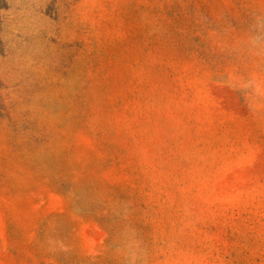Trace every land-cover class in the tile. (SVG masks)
I'll list each match as a JSON object with an SVG mask.
<instances>
[{
  "label": "rangeland",
  "instance_id": "1",
  "mask_svg": "<svg viewBox=\"0 0 264 264\" xmlns=\"http://www.w3.org/2000/svg\"><path fill=\"white\" fill-rule=\"evenodd\" d=\"M0 264H264V0H0Z\"/></svg>",
  "mask_w": 264,
  "mask_h": 264
}]
</instances>
